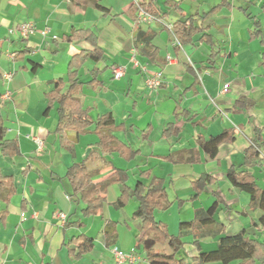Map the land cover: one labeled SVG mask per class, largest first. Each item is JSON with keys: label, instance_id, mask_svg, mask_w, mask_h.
Instances as JSON below:
<instances>
[{"label": "crops", "instance_id": "obj_1", "mask_svg": "<svg viewBox=\"0 0 264 264\" xmlns=\"http://www.w3.org/2000/svg\"><path fill=\"white\" fill-rule=\"evenodd\" d=\"M94 1L81 6L72 0H0V118L4 139L19 146L14 155L0 146V174L13 185L8 201V189L0 188V210L5 211L0 264H117L111 247L125 234L122 228L133 242L119 249L144 256L137 246L142 225L134 218L138 199L116 205L121 184L110 178L117 168L126 170L132 188L153 176L164 180L168 202L155 216L172 235L182 231V223L193 221L197 210L220 199L214 213L218 226L183 228L185 244L176 256L185 264H200L195 241L202 251H211L220 237L245 229L250 238L264 242V228L255 225L262 211L227 177L233 167L246 168V149L261 128L260 156L251 159L249 171L264 188V0H155L161 16L149 22L137 21L136 8L149 0H97L109 12ZM189 16L202 30L179 44L169 25ZM26 21H33L36 31L27 38L13 34ZM43 29L49 32L44 35ZM81 31L94 33L103 51L100 60L81 54L95 48L91 40L69 38ZM72 69L78 77L74 96L94 121L113 114L117 126L111 133L131 147L132 157L104 150L95 124L85 132L67 130L61 137L57 103L49 107L48 95L59 79L65 90L69 87ZM116 69H123L122 76L115 75ZM153 71L163 73L158 88L147 82ZM225 84L229 88L223 92ZM242 98L253 104L236 106ZM225 130L234 131V140L208 157L198 138ZM82 161L95 184L107 185L101 192L106 204L91 216L84 214L85 203L67 177L68 169ZM202 174L214 182L197 195L193 183ZM109 220L117 222L116 235L106 238ZM80 235L92 238L94 248L77 256L70 240ZM155 248L172 253L168 244ZM254 264H264V259Z\"/></svg>", "mask_w": 264, "mask_h": 264}, {"label": "trees", "instance_id": "obj_2", "mask_svg": "<svg viewBox=\"0 0 264 264\" xmlns=\"http://www.w3.org/2000/svg\"><path fill=\"white\" fill-rule=\"evenodd\" d=\"M72 1L78 5L86 6L91 0ZM94 2L97 8L106 12L110 11L109 8L100 4L97 0ZM154 2L155 0H149L148 2L142 1L139 2L136 8L139 10V7H143L155 18H160L161 15L156 10ZM200 30H202V27L201 25H196L195 17L189 16L184 20H177L173 24L171 32L174 35V39H177L179 44H182L190 42L194 34ZM71 37H84L91 40L95 48L91 51H83L81 54L84 53L85 57L90 56L97 61L102 58L103 51L96 43L94 33L81 31L77 33V35L69 36V38ZM69 80L70 85L66 90L64 89L65 83L62 79L55 81V86L48 95L50 102L49 107L57 103V109L59 111L57 131L61 133V137L64 138V133L67 130L74 129L78 132H85L95 124V131L100 135L99 145L102 146L104 150H119L120 153L124 154L127 158L132 157L130 156L131 147L120 141L111 133V130L117 126L113 114L111 112L105 113L101 115L97 121H94L90 118L88 110L84 109L80 100L74 96L75 86L78 84L76 69L71 70ZM241 103L242 106L243 103L252 105L253 101L248 98H242L238 100L235 105L240 106ZM171 128L172 125L170 124L165 132ZM5 130L0 118V146L4 153L14 155L19 151V146L15 140L4 139ZM260 130L261 128H256L257 137L253 139V144L246 149V159L243 164L246 165V168L238 170L233 167L227 172V177L233 185L249 193L252 207L259 208L262 211V215L255 225H261L264 228V188L256 183L254 176L249 171L251 159L260 156L258 150L260 147ZM234 138L233 130H225L209 138L200 136L198 142L206 155L210 158H214L218 154L219 147L225 142H232ZM116 170L117 174L110 178V180L119 181L121 184V193L116 201V205L123 207L132 197H136L139 201V205L134 212V218L139 220L142 225L141 232L137 235V246L141 247L145 253V255L142 256L143 260H146L147 264H185L183 259L179 260L176 256L177 252L181 250L185 244L182 240V236L185 234L184 229H195L202 226H218L214 218V213L220 205V199H216L207 210H197L196 218L193 221L182 223V231L178 235H172L169 233L167 225L157 220L155 216V210L164 207L168 202L164 180L160 177L153 176L150 177L149 183L143 184L138 182L136 186L132 188L127 183L128 175L126 170L119 168ZM143 174L147 173L143 172ZM67 177L71 182L73 193L78 195L85 203L83 209L85 215L91 216L103 209L106 204V197L102 196L101 192L105 190V186L107 185H99L93 182V177L85 161L74 163L68 169ZM213 182L214 179L212 176L209 174H202L193 183L197 195L200 194L206 184ZM4 187L8 189L6 196V200L8 201L9 196L13 192L12 179L0 174V188ZM4 214L5 211L0 210L1 221L4 219ZM116 225L117 222L112 220L106 222L104 229L106 238L116 235ZM70 243L77 246V256H82L94 248V240L86 235L73 238L70 240ZM157 244H168L172 249V253L157 251L155 248ZM195 244L199 248V255L196 260L200 264L211 261H221L223 264H228L233 260H241L246 264H254L259 257L264 259V242L250 238L245 229L234 235L220 237L218 239V247L215 250L202 251L199 241H195ZM71 249L75 251L74 246H72ZM142 261L137 264H142Z\"/></svg>", "mask_w": 264, "mask_h": 264}, {"label": "built area", "instance_id": "obj_3", "mask_svg": "<svg viewBox=\"0 0 264 264\" xmlns=\"http://www.w3.org/2000/svg\"><path fill=\"white\" fill-rule=\"evenodd\" d=\"M154 19H155V17L152 14L147 12L143 7H139L138 17H137L138 22H149V21H153ZM169 27L171 28L172 26L169 25ZM34 31H36V26H35L34 22L33 21H26V22H23L22 24H20L19 27H17V29L13 32V34H18L22 38H27ZM48 32H49V29L41 30V33L44 35H46ZM11 55H12V57H14L15 53H12ZM169 61H171V60L169 59ZM122 74H123V69H116L115 75L117 77L122 76ZM162 74H163L162 71L151 72L150 75L148 76V79H147L148 85L151 88H158L160 83H161ZM7 76L10 77V74H7ZM228 88H229V84H225L224 88H223V92L227 91ZM9 94H10V92L5 93L2 96V98H4V99L7 98L9 96ZM36 142L38 144V148L41 149L42 148L41 139H37ZM67 197L69 198V196H67ZM59 216L63 220H65L67 217V215L64 212H60ZM111 248H112V251L114 253L115 260L118 264H122V263L137 264L143 260L142 256L140 254H138V252L135 249H133L129 252H125V251L119 249L118 247H111Z\"/></svg>", "mask_w": 264, "mask_h": 264}, {"label": "rangeland", "instance_id": "obj_4", "mask_svg": "<svg viewBox=\"0 0 264 264\" xmlns=\"http://www.w3.org/2000/svg\"><path fill=\"white\" fill-rule=\"evenodd\" d=\"M132 203H134V201ZM113 209L115 210V208H113ZM129 209H130V207H129ZM122 231H124L125 234L121 233V240H120V242L117 243V244H114L112 247H118V248L120 247V248L123 249L124 246H127L129 244H132L133 239H131L132 237L129 236L130 233H126L127 231L124 228H122ZM124 250H127V249H124ZM125 252H127V251H125ZM139 252L141 253V251H139Z\"/></svg>", "mask_w": 264, "mask_h": 264}]
</instances>
